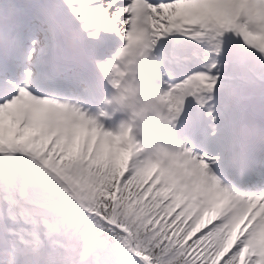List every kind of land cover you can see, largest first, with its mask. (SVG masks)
I'll return each mask as SVG.
<instances>
[{
  "label": "snow or ice",
  "instance_id": "6c2138e0",
  "mask_svg": "<svg viewBox=\"0 0 264 264\" xmlns=\"http://www.w3.org/2000/svg\"><path fill=\"white\" fill-rule=\"evenodd\" d=\"M0 264H264V0H0Z\"/></svg>",
  "mask_w": 264,
  "mask_h": 264
}]
</instances>
